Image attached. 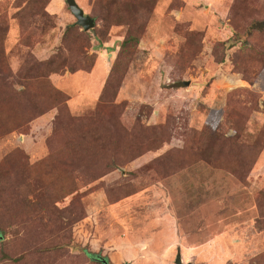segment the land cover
Returning <instances> with one entry per match:
<instances>
[{"label": "rangeland", "instance_id": "374dc122", "mask_svg": "<svg viewBox=\"0 0 264 264\" xmlns=\"http://www.w3.org/2000/svg\"><path fill=\"white\" fill-rule=\"evenodd\" d=\"M75 2L0 0V264H264V0Z\"/></svg>", "mask_w": 264, "mask_h": 264}, {"label": "water", "instance_id": "95a60500", "mask_svg": "<svg viewBox=\"0 0 264 264\" xmlns=\"http://www.w3.org/2000/svg\"><path fill=\"white\" fill-rule=\"evenodd\" d=\"M65 3L67 5V8L69 9L70 13L75 19V23L81 27L82 30H88L94 25V19L93 17L89 16L88 14H85L81 7L75 2V0H65ZM95 260H98L101 264H111L106 261L105 258L94 255L92 256ZM173 264H182L180 252L177 249L175 252V255L173 257ZM122 264H128V263H122Z\"/></svg>", "mask_w": 264, "mask_h": 264}, {"label": "trees", "instance_id": "16d2710c", "mask_svg": "<svg viewBox=\"0 0 264 264\" xmlns=\"http://www.w3.org/2000/svg\"><path fill=\"white\" fill-rule=\"evenodd\" d=\"M68 27L70 26V25H67ZM57 71H61V69L59 68V67H55L54 69H50L49 70V72H57ZM85 253L88 255V256H92V255H94V254H92L91 253V251H85ZM102 257V256H101ZM103 258H105V257H103ZM106 259V258H105ZM106 261H107V259H106ZM107 262H109V261H107ZM110 263V262H109ZM112 264V263H111Z\"/></svg>", "mask_w": 264, "mask_h": 264}, {"label": "flooded vegetation", "instance_id": "af4514ba", "mask_svg": "<svg viewBox=\"0 0 264 264\" xmlns=\"http://www.w3.org/2000/svg\"><path fill=\"white\" fill-rule=\"evenodd\" d=\"M94 256V255H93ZM91 258H93L92 256H90ZM94 259V258H93ZM95 260V259H94ZM98 261V260H97Z\"/></svg>", "mask_w": 264, "mask_h": 264}]
</instances>
